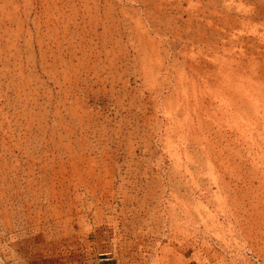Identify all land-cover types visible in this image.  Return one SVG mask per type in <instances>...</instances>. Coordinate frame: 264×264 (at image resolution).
<instances>
[{
    "label": "rangeland",
    "instance_id": "obj_1",
    "mask_svg": "<svg viewBox=\"0 0 264 264\" xmlns=\"http://www.w3.org/2000/svg\"><path fill=\"white\" fill-rule=\"evenodd\" d=\"M97 259L264 264V0H0V264Z\"/></svg>",
    "mask_w": 264,
    "mask_h": 264
},
{
    "label": "crops",
    "instance_id": "obj_2",
    "mask_svg": "<svg viewBox=\"0 0 264 264\" xmlns=\"http://www.w3.org/2000/svg\"><path fill=\"white\" fill-rule=\"evenodd\" d=\"M97 262H95V260H92L91 261V264H100L101 263V261H103V260H100V259H97L96 260ZM89 261L88 260H86V261H81V264H90V262L88 263ZM104 264V263H103Z\"/></svg>",
    "mask_w": 264,
    "mask_h": 264
}]
</instances>
